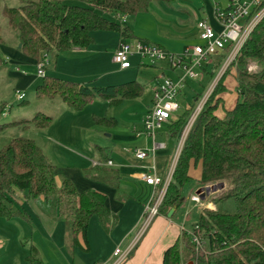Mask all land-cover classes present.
<instances>
[{"label":"trees","instance_id":"1","mask_svg":"<svg viewBox=\"0 0 264 264\" xmlns=\"http://www.w3.org/2000/svg\"><path fill=\"white\" fill-rule=\"evenodd\" d=\"M157 1L172 3L174 0H21L19 7L5 6L1 14L21 45L20 50L42 63L51 52L60 55L72 48H89L94 43L93 32L98 30H115L126 40L137 39L127 22H114L105 13L137 15L147 12L149 5ZM3 42L0 28V44ZM231 47L228 44L218 54L211 55L200 67L201 74L208 75L213 82ZM251 63L258 67L255 72L248 70ZM229 76L236 83L235 101L231 106L227 105L226 98ZM44 78L36 87V98L59 99L74 111H81L97 97L118 104L141 96L145 90L138 81L90 87L57 77ZM200 99V95L195 97L197 104ZM196 105L171 120L168 131L175 142H180ZM95 120L97 124L109 126L116 122L113 118L95 117ZM21 123L23 127L46 129L52 125L53 117L37 113L31 119L1 124L0 130ZM96 151L98 163L86 169L85 175L113 188L122 199L120 175L108 166L110 151L100 146ZM192 170L198 171L195 179ZM192 179L200 187L223 182L227 188L211 197L214 209H201L191 228L181 232L164 252L162 264L181 261L264 264V17L218 79L193 121L159 215L183 205V189ZM18 192L43 214L65 224L72 250L80 246V236L87 242L93 217L98 218L104 229L110 227L112 214L106 206L105 195L95 190L79 192L69 178H63L58 185L56 165L40 144L25 137H16L0 148V217H22L30 222L24 208L10 207L16 202ZM192 234L198 236L201 247L193 241ZM26 260L28 264H44L35 245L30 246Z\"/></svg>","mask_w":264,"mask_h":264},{"label":"rangeland","instance_id":"2","mask_svg":"<svg viewBox=\"0 0 264 264\" xmlns=\"http://www.w3.org/2000/svg\"><path fill=\"white\" fill-rule=\"evenodd\" d=\"M214 1L219 2V8L222 10L229 5V0ZM69 3L77 4L75 1H69ZM20 5L21 0H0V28L4 40V42L0 44V57L3 62L0 66V125L21 121L23 119H31L37 113L52 116L53 123L46 129H38L33 126L23 127L24 124L21 123L22 125L18 124L0 130V148L16 137H25L35 140L44 148L51 161L56 165L57 176L59 178L72 177V179H70L75 184L77 190L83 191L87 188L86 184H91V181L97 182L87 177L84 172L86 169L96 166L94 162V151L90 152L81 149L85 147L84 143H82L81 146L72 145L73 147H70L64 141L66 129L70 128V126H77L81 132L80 136L83 142L89 140V143L92 142L91 138L106 140L104 135L110 134L112 132V127H115V132H121L122 134L127 133L124 127L125 123L130 122L128 125L130 126L129 128H131L133 122H138V120H135L137 117L133 118L131 115L134 112L135 116L136 114H140L144 104H146V101L150 98V92L153 93V89L161 85L163 78L176 80L178 76L184 74V71L181 68L172 69L170 67V62L165 60L164 62H157L165 66L162 67L164 68V75H159V73L156 72V67H154L155 64L148 61V59L140 58L137 54L132 55L130 58L133 66L128 70H121L119 65L113 61L114 52L120 42L132 41L122 38L121 34L115 30H98L93 32L94 43L91 47L85 49V53L75 54L71 57H60L58 59L55 57V52L49 53L48 56L43 59L44 69L46 71L45 76H47V78L57 77L66 81L78 82L90 87L121 85L131 81H138L139 77L145 76L147 80H149V84H146V86L142 84L145 89L144 93L132 99L136 101L134 108L124 110V108H118L119 106L117 104L110 105L107 99L97 97L95 100L89 102L81 111H74L62 104L59 99L53 101L37 99L36 87L43 82L45 76L39 77L37 75L38 61L37 63L27 61L26 58H32L25 55L20 50V44L15 34L10 29L7 20L1 14L5 6L17 8ZM209 5L208 0H174L172 3L152 2L149 5L148 14H137L138 16L128 15L127 24L135 31L136 29L140 30L145 21H143V23L139 21V26L137 25L136 27V20H139L142 15H148L147 17L154 19V23L157 24L159 30L162 28H170L172 29V33L179 34L194 26L198 20L204 18L205 12L209 9ZM105 16L114 22L117 19L114 13H105ZM141 32L145 33L144 31ZM156 32L160 34L162 31L157 30ZM153 36L156 37L161 35ZM162 40L166 41L167 39L163 37ZM184 51L182 53H184ZM140 61H142V63H140ZM257 68V65L254 63L248 66L250 72H255ZM22 70H25L26 74H23ZM195 72L197 73L196 78L185 79L182 91L175 99L179 108L177 112L172 114V118L182 113L185 109L195 106L197 104L195 97L200 95L202 99L213 85L214 81L211 82L212 80L208 75L201 74V68L197 67ZM231 75H233V73ZM226 82L229 86V92L226 98L229 96V98L231 97L233 100L234 97H232V95L235 94V79L233 76H229ZM17 91L24 93V100L17 99ZM234 101L235 98L233 103ZM232 104L230 103L229 106ZM96 109L100 112L99 116L102 119L109 120L112 116H119L120 119L111 126L97 124L95 120H91V113L93 112L92 114H96L94 111ZM68 111L72 115L76 114L79 118L69 116V114H66ZM117 125L119 126L116 128ZM88 134H93L95 137H90ZM68 139L73 140V136H69ZM59 141L64 142L60 144L62 147L59 146ZM79 155L84 158H80ZM84 159H87V162H85ZM100 184L105 185L102 183L98 185ZM214 184H210L209 186ZM196 185V181L192 179L184 187L183 194L185 201L183 205L179 207L177 214L172 218L179 224L184 225V230H189L191 225L196 222L201 209H214L215 205L211 202V197H214L223 189L227 188V184L225 183L224 188L214 193L206 192V198L199 199V197L196 196L199 191L203 189V187L199 186V189L195 190V192H197L195 195L196 198L193 197L191 202L190 196L194 193ZM19 193L20 192L17 194ZM115 197L116 196H114V198ZM132 205L133 204H124L122 213H115L118 216V223L114 231L110 234L103 229L97 217L91 219L87 236L88 244H83L84 250L77 264H104L102 258L107 256L112 247L114 250L117 247L123 249L121 245L117 246L115 243L119 237L126 232L131 219L137 216L136 206ZM24 206L28 208L26 204H24ZM18 221L20 220H16V222L12 221V223L20 228L22 224ZM35 223H37V221H35ZM53 226L56 228L55 240L62 244L64 249H66V246L69 248L70 239L66 234L65 224L63 222H54ZM43 231L44 230L41 231V234ZM87 245L89 250L87 249ZM23 246H26V244ZM191 262L192 261H181L180 264H190Z\"/></svg>","mask_w":264,"mask_h":264},{"label":"crops","instance_id":"3","mask_svg":"<svg viewBox=\"0 0 264 264\" xmlns=\"http://www.w3.org/2000/svg\"><path fill=\"white\" fill-rule=\"evenodd\" d=\"M208 3L210 4L209 9L205 12V17L201 20H206L216 31H219L221 27L215 19L214 15L215 8L219 7V2L208 0ZM148 12L149 9L147 12L139 14H148ZM147 16L148 15H142L139 20H136V27L137 25L139 26V21L141 23L145 21V23L141 26L140 30H133L135 35L137 36V39H133L131 41L139 40L143 43L157 45L162 47L166 52L175 55H177V53H182L185 49L192 47L193 45L204 43V41L200 39V32L197 27V23L200 20H198L197 23L194 26L190 27L188 30L182 31L179 34H175L171 32L172 29L170 28V30L166 28H162L159 30L157 24L154 23V19ZM156 26L158 31H162L160 34L156 32ZM141 31H144L145 33ZM153 35L161 36L155 37ZM163 37L167 40H162ZM85 49L86 48H72L66 53L60 55L56 54L55 57H57L56 59L60 57H71L75 54L85 53ZM26 59L31 63H37L36 60L30 58ZM164 61L165 60H160V62ZM140 63H142V61H140ZM156 63H154L156 72H158L159 75H164V68L162 67L165 66H162L160 63ZM132 66L133 64L131 63V66L128 69H130ZM17 69L19 70L18 67ZM22 73L26 74L25 70H22ZM138 82L144 84L145 86L146 84H149V80H147L145 76L139 77ZM150 93V98L148 99V101H146V104H144V107L142 108L140 114H136L135 116L134 112L131 115V117L133 118L137 117L135 120H138V122H133V126L131 128H129L130 126L128 125L130 122L125 123L124 127L127 133L122 134L121 132H115V127H112V132L110 134L104 135L106 137V140L91 138V143L88 142L89 140L83 142L80 136L81 132L79 131V128L77 126H70V128L66 129L67 131L65 134L64 141L70 147H73L72 145L81 146L82 143H84L85 147H82L81 149L90 152L94 151L95 164L98 163L99 160V154L96 151L97 146L107 148L110 151V157L113 158H110V162L112 164H108V166L117 170L120 175V195L122 199H120V197L118 198L119 195L116 194V191L113 188L101 184L100 186L98 185V182L94 181H91V184H86L87 188L85 190H95L105 195L106 206L112 214V219L109 229H103L106 230V232H108L109 234L114 231L118 223V216L115 213L121 214L124 210V204H133L132 206H136L137 216H134L131 219L130 225L127 228L126 232H124L123 235L120 236L115 243V245L117 246L121 245L123 249H126L130 244V241L132 240L135 232L140 225L144 206L152 199L154 195V187L141 181L138 178V175L140 173L155 172L162 178H167L168 175H171L173 173L179 158L176 156L179 143L170 138L168 131L171 120H175L177 116L173 117L168 123L164 124L160 129H158L154 139L145 131L143 119L146 113L151 108L153 101V93ZM232 97L235 98V94L232 95ZM227 98H229V96ZM233 100L230 97L229 99H227V104H232ZM135 103V100L124 99L117 105L119 106L118 108L130 110L131 108H134ZM94 111L96 114H92L93 112L91 111V120H95V117L100 118V112L97 109ZM66 114L79 118V116H77L76 114H70L69 111L66 112ZM111 118L116 120V122L118 119H120L119 116H112ZM118 126L119 125H117L116 128ZM88 135L90 137H95L93 136V134ZM69 136H73V140H69ZM58 143L59 146L62 147L60 144L64 142L59 141ZM155 145L157 146L155 147ZM138 149L145 150L147 152V156L143 159L137 158L135 152ZM79 157L84 158L80 155ZM84 160L85 162H87V159ZM192 176L195 179L198 176V171L192 170ZM68 178L72 179V177L70 176ZM62 179L63 178H59L57 176L56 170V180L58 185L61 184ZM197 189H199V186L196 185V187L194 188V193L190 196L191 202L192 198L197 193L195 192V190ZM17 195L18 196H16L15 200L16 202L10 205V207H12L14 210L16 209V205L24 208L26 212L28 211L27 213L29 214L31 221L28 222V220L22 217H14L12 219L0 217V264H28L26 258L30 253L31 245H35L37 247L44 264H77L80 257L82 256V251L84 250L83 244H88V241L85 242L83 237L80 236V246H78L74 250L69 249L67 246L66 249H64L63 245L55 240L56 228L53 226V224L56 221L43 214L38 209V207L31 201L27 200L22 193H19ZM114 196L116 197L114 198ZM24 204H26L28 208H26ZM173 208V214L171 215V217H168L169 211ZM173 208H169L167 214H160L153 220L144 236L133 249L129 258L123 264H162L164 252L175 243L181 232L184 230V225H181L176 220L172 219L177 214V211L179 209L176 207ZM15 219L20 220L18 222L22 224V227L18 228L14 225V223H12V221L16 222ZM35 221H37V223H35ZM42 230L44 231L41 234ZM23 243L26 244V246H23ZM114 251L115 250L112 247L107 256L102 258L104 264H107L112 260Z\"/></svg>","mask_w":264,"mask_h":264},{"label":"built area","instance_id":"4","mask_svg":"<svg viewBox=\"0 0 264 264\" xmlns=\"http://www.w3.org/2000/svg\"><path fill=\"white\" fill-rule=\"evenodd\" d=\"M263 3L264 0H229V5L225 9L222 10L219 7H216L214 15L215 19L220 24V30L216 31L206 20L198 21L197 27L200 32V39L203 40L204 43L193 45L192 47L187 48L182 54H170L160 46L146 44L139 40L121 42L117 46L114 52L113 61L118 64L122 70L128 69L131 66L130 58L132 55L137 54L140 58L148 59L153 64L160 60H168L171 68H181L184 71V74L178 76L176 80L164 78L161 85L153 89L152 106L146 113L143 123L146 133L154 139L156 131L164 124L168 123L172 119V114L177 112L179 107L175 99L182 90L185 79L196 78L197 73L195 72V69L197 67L200 68L203 63L208 61V58L211 55L218 54L226 45H232L213 85L197 104L195 111L184 129L182 138L179 142L177 157L180 155L190 126L210 96L218 79L235 59L247 39L250 37L255 26L264 17ZM127 17V14L117 15L116 21L122 24L126 23ZM37 75L39 77L45 76L44 62L38 63ZM16 96L18 100H24L23 92L17 91ZM156 146L157 145H155V147ZM135 155L137 158L143 159L147 156V152L143 149H138L136 150ZM108 164L112 163L109 161ZM172 175L173 173L168 175L167 178H162L155 172L140 173L138 175V178L141 181L154 187V195L144 206L140 225L128 247L126 249L117 247L113 253L112 260L107 264H123L129 258L133 249L144 236L153 220L159 215V208L167 187L172 179ZM207 187H209V185L203 187L196 197H199V199H205ZM196 197L194 196V198ZM192 239L201 247V241L197 235L192 234ZM192 264L195 263L192 262Z\"/></svg>","mask_w":264,"mask_h":264},{"label":"water","instance_id":"5","mask_svg":"<svg viewBox=\"0 0 264 264\" xmlns=\"http://www.w3.org/2000/svg\"><path fill=\"white\" fill-rule=\"evenodd\" d=\"M19 47H21V45H19ZM224 186H225V184L223 182H220L218 184H214L212 186L207 187V192L208 193H214V192L224 188ZM173 212H174V208L169 211L168 217H171ZM190 264H192V262Z\"/></svg>","mask_w":264,"mask_h":264}]
</instances>
